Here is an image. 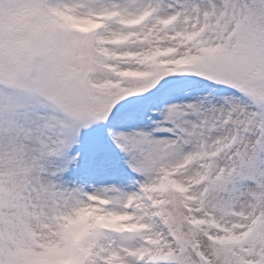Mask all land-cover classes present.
Wrapping results in <instances>:
<instances>
[{
  "label": "snow or ice",
  "instance_id": "obj_1",
  "mask_svg": "<svg viewBox=\"0 0 264 264\" xmlns=\"http://www.w3.org/2000/svg\"><path fill=\"white\" fill-rule=\"evenodd\" d=\"M0 264H264V0H0Z\"/></svg>",
  "mask_w": 264,
  "mask_h": 264
}]
</instances>
